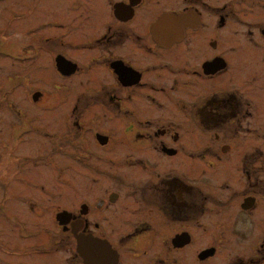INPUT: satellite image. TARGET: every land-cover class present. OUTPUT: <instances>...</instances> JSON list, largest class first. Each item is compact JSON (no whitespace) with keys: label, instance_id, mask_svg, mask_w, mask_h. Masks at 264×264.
<instances>
[{"label":"flooded vegetation","instance_id":"flooded-vegetation-1","mask_svg":"<svg viewBox=\"0 0 264 264\" xmlns=\"http://www.w3.org/2000/svg\"><path fill=\"white\" fill-rule=\"evenodd\" d=\"M16 1L1 256L264 264V0Z\"/></svg>","mask_w":264,"mask_h":264},{"label":"rangeland","instance_id":"rangeland-1","mask_svg":"<svg viewBox=\"0 0 264 264\" xmlns=\"http://www.w3.org/2000/svg\"><path fill=\"white\" fill-rule=\"evenodd\" d=\"M16 2H17L16 0H7L6 1L7 3L6 13L5 15L0 16V22L2 21L5 24V27H4L5 32L4 34H2L1 37L5 38L3 43L6 45L5 46L6 52L12 53V54L16 52L17 45L15 43L16 41L15 32H16V29H18L17 28L18 24L23 21V23L25 24V27L29 28L31 25V24L28 25L26 23V22L31 21V19L27 16L24 17L23 20L18 19V16L16 14L19 13L18 11L20 10H18ZM13 56L8 54L3 57V55L0 54V82L4 83L3 88H1V91L4 90L5 92V101L17 102V101H22V98L24 100L25 98L24 90H26V93L30 91L28 88L29 86L28 82L25 83V81H29L30 79H27L29 78V76L24 74L23 78H21L19 81L16 80L15 76L17 75V72L19 70V66H18V62ZM17 85L19 86V88L17 87ZM21 87H24V88L20 89ZM0 96H1V93H0ZM9 131L11 132V130ZM55 196H57V194ZM2 203L3 201L1 199L0 200V229L3 228L1 225H2V221L4 220V216H6V213L2 210L4 208L3 206H1ZM6 218L7 217H5V219ZM14 219H15L14 217H10V219H6V223L7 222L14 223ZM3 233H4L3 229L0 230V239L3 238L5 240H8L9 239L8 236L5 233L4 234ZM10 241H13V240L10 239ZM11 244H13V242ZM0 245L6 246V247H3V249L7 252L13 249L12 246H9L2 242H0ZM1 253L2 252H0V262L5 261V262H8L9 264H13L17 261V257L15 255H11V257L5 258L1 256ZM9 254H13V252L12 253L9 252Z\"/></svg>","mask_w":264,"mask_h":264},{"label":"water","instance_id":"water-1","mask_svg":"<svg viewBox=\"0 0 264 264\" xmlns=\"http://www.w3.org/2000/svg\"><path fill=\"white\" fill-rule=\"evenodd\" d=\"M84 243H86L87 245L83 244L80 237L76 238V247H77L78 252L83 253L84 251H89L90 247H94L92 245H95L94 243H96V242L94 240H93V242H91L90 240H86V242H84Z\"/></svg>","mask_w":264,"mask_h":264}]
</instances>
